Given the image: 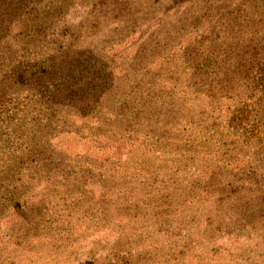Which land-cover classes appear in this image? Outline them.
Returning <instances> with one entry per match:
<instances>
[{"label":"rangeland","instance_id":"1","mask_svg":"<svg viewBox=\"0 0 264 264\" xmlns=\"http://www.w3.org/2000/svg\"><path fill=\"white\" fill-rule=\"evenodd\" d=\"M0 264H264V0H0Z\"/></svg>","mask_w":264,"mask_h":264},{"label":"trees","instance_id":"2","mask_svg":"<svg viewBox=\"0 0 264 264\" xmlns=\"http://www.w3.org/2000/svg\"><path fill=\"white\" fill-rule=\"evenodd\" d=\"M90 75H92V74H90ZM94 83H92L91 81H90V85H93ZM96 86H98L97 84H96ZM99 88L101 87V86H98ZM101 90V89H100ZM95 104V103H94ZM97 105H95V107H96Z\"/></svg>","mask_w":264,"mask_h":264}]
</instances>
